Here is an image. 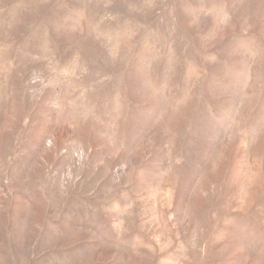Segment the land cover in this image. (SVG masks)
I'll list each match as a JSON object with an SVG mask.
<instances>
[{"label":"rangeland","instance_id":"1","mask_svg":"<svg viewBox=\"0 0 264 264\" xmlns=\"http://www.w3.org/2000/svg\"><path fill=\"white\" fill-rule=\"evenodd\" d=\"M0 264H264V0H0Z\"/></svg>","mask_w":264,"mask_h":264}]
</instances>
